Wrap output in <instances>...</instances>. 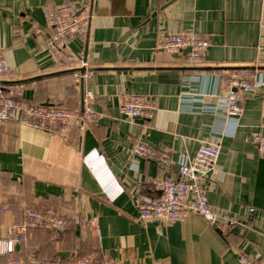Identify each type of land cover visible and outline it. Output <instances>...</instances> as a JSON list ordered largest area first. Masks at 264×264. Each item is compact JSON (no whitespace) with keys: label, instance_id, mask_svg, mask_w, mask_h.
<instances>
[{"label":"crops","instance_id":"0c3cea01","mask_svg":"<svg viewBox=\"0 0 264 264\" xmlns=\"http://www.w3.org/2000/svg\"><path fill=\"white\" fill-rule=\"evenodd\" d=\"M64 2L89 16L87 38L69 44L93 72L85 84L73 74L81 69L55 64L33 33L44 28V11ZM184 32L209 42L200 65L156 49ZM263 41L264 0H0V52L16 71L10 80L16 83L0 85L21 107L70 109L75 118L90 90L92 109L101 115L66 134L22 124L20 110L0 126V238L7 227L25 225L30 210L52 208L69 222L56 242L47 230L29 228L13 257L240 264L245 254L264 264V156L253 143L264 136V61L240 115L219 113L227 73L251 68ZM133 94L153 103L151 118L125 121L121 105ZM139 142L169 165L131 155ZM202 143L220 147L202 182L208 203L234 224L213 226L196 215L176 223L140 221L139 204L158 196L151 180H177L178 166ZM7 261L0 256V264Z\"/></svg>","mask_w":264,"mask_h":264},{"label":"built area","instance_id":"2783aa9c","mask_svg":"<svg viewBox=\"0 0 264 264\" xmlns=\"http://www.w3.org/2000/svg\"><path fill=\"white\" fill-rule=\"evenodd\" d=\"M44 28L37 27L33 33L39 37L44 49L57 65L66 70L77 66L81 69L74 72V77L85 84L93 75L92 70L83 59L76 58L69 49L70 42L77 37H86L89 33V16L79 14L72 2L44 11ZM209 46L206 38H200L192 32L170 34L159 42L157 50L167 54H179L189 49L186 60L190 66L203 62L204 52ZM259 56L251 68L245 67L232 70L224 79L225 94L220 98L219 113L225 117H238L242 111L245 95L256 84L258 69L264 61V41L259 45ZM16 71L10 68L0 52V82L13 80ZM94 95L85 90L82 98V112L75 118L72 110L50 108L46 106H26L16 101L14 95L0 85V126L13 120L15 112L21 111V123L46 132L66 134L71 126L83 131L86 124L97 123L101 115L92 109ZM154 105L151 101L133 94L128 96L121 105V113L128 123L137 119L151 118ZM259 153L264 156V136L253 138ZM220 154L218 144H200L194 158L188 164L178 166V179L153 178L151 186L158 192L155 198L142 201L138 207L139 220L142 222L162 221L166 223L183 222L189 215L203 218L213 226H230L234 222L214 211L208 203L203 180L210 174ZM131 155L157 163L163 167L169 165L166 156L161 155L143 142L137 143ZM27 222L23 226L7 227L5 238H0V256L8 257L7 264H111L108 260H99L93 255H73L65 260L60 258L30 257L21 260L13 257L15 246L24 242L29 228H42L49 232L53 242L58 241L66 232L69 222L57 210L40 208L30 210L26 215ZM240 264H259L251 256L241 254Z\"/></svg>","mask_w":264,"mask_h":264},{"label":"water","instance_id":"95a60500","mask_svg":"<svg viewBox=\"0 0 264 264\" xmlns=\"http://www.w3.org/2000/svg\"><path fill=\"white\" fill-rule=\"evenodd\" d=\"M187 53H189V49H186V50H183L181 53H179V54H176V55H180V54H182V55H186ZM1 84H14V83H16V82H5V81H1L0 82ZM17 83H19V82H17Z\"/></svg>","mask_w":264,"mask_h":264}]
</instances>
